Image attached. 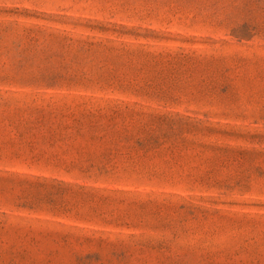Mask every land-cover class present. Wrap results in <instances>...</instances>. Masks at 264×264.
I'll list each match as a JSON object with an SVG mask.
<instances>
[{
	"label": "rangeland",
	"instance_id": "374dc122",
	"mask_svg": "<svg viewBox=\"0 0 264 264\" xmlns=\"http://www.w3.org/2000/svg\"><path fill=\"white\" fill-rule=\"evenodd\" d=\"M0 264H264V0H0Z\"/></svg>",
	"mask_w": 264,
	"mask_h": 264
}]
</instances>
